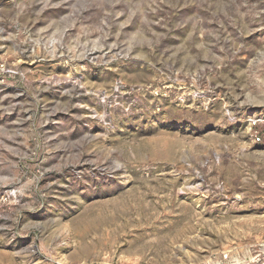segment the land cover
Wrapping results in <instances>:
<instances>
[{"label": "rangeland", "instance_id": "rangeland-1", "mask_svg": "<svg viewBox=\"0 0 264 264\" xmlns=\"http://www.w3.org/2000/svg\"><path fill=\"white\" fill-rule=\"evenodd\" d=\"M0 264H264V0H0Z\"/></svg>", "mask_w": 264, "mask_h": 264}]
</instances>
